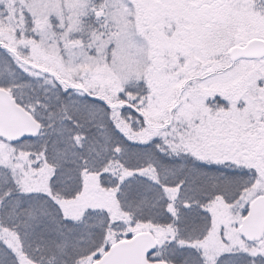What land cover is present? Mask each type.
<instances>
[{
	"label": "snow or ice",
	"instance_id": "1",
	"mask_svg": "<svg viewBox=\"0 0 264 264\" xmlns=\"http://www.w3.org/2000/svg\"><path fill=\"white\" fill-rule=\"evenodd\" d=\"M0 264H264V0H0Z\"/></svg>",
	"mask_w": 264,
	"mask_h": 264
}]
</instances>
